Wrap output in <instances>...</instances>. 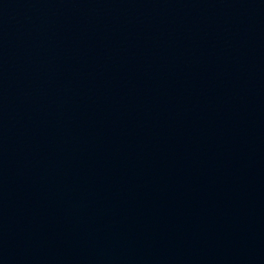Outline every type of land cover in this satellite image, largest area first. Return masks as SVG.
<instances>
[{
    "label": "water",
    "instance_id": "95a60500",
    "mask_svg": "<svg viewBox=\"0 0 264 264\" xmlns=\"http://www.w3.org/2000/svg\"><path fill=\"white\" fill-rule=\"evenodd\" d=\"M0 264H264V0H0Z\"/></svg>",
    "mask_w": 264,
    "mask_h": 264
}]
</instances>
